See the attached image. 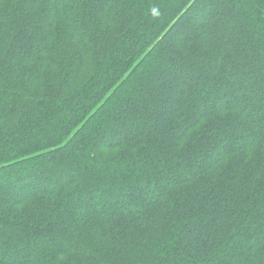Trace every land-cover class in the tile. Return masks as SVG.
Instances as JSON below:
<instances>
[{
    "label": "trees",
    "instance_id": "trees-1",
    "mask_svg": "<svg viewBox=\"0 0 264 264\" xmlns=\"http://www.w3.org/2000/svg\"><path fill=\"white\" fill-rule=\"evenodd\" d=\"M0 264H264V0H0Z\"/></svg>",
    "mask_w": 264,
    "mask_h": 264
}]
</instances>
